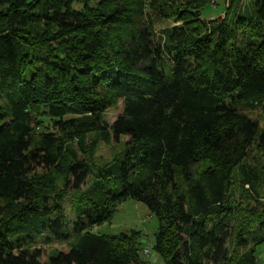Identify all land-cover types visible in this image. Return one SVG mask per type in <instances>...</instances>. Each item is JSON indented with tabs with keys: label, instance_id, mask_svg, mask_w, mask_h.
<instances>
[{
	"label": "trees",
	"instance_id": "obj_1",
	"mask_svg": "<svg viewBox=\"0 0 264 264\" xmlns=\"http://www.w3.org/2000/svg\"><path fill=\"white\" fill-rule=\"evenodd\" d=\"M222 1L0 0V264H149L92 233L129 199L164 264H257L264 0Z\"/></svg>",
	"mask_w": 264,
	"mask_h": 264
},
{
	"label": "rangeland",
	"instance_id": "obj_2",
	"mask_svg": "<svg viewBox=\"0 0 264 264\" xmlns=\"http://www.w3.org/2000/svg\"><path fill=\"white\" fill-rule=\"evenodd\" d=\"M213 7L208 8L204 12L205 19L224 17L225 4L222 0H212ZM121 104L118 107L111 108L106 113V121L112 124L117 115L120 113ZM124 140V139H122ZM115 144V143H113ZM105 145L100 144L97 151V156L104 159H111L113 153L116 152L117 145ZM73 193H70L64 201L63 209L69 213L72 209ZM264 198H261L259 202L253 203L252 209H257L262 212L264 209ZM70 215V214H69ZM73 218V215H70ZM158 221L153 213L142 203L134 200H126L117 206L116 212L112 219L104 223L101 226L94 227L92 233L95 235L113 236L119 234H130L132 232H140L141 234V253L143 257L151 264H164L162 258L154 251V234L157 230ZM46 256L51 255L54 252L67 251V245L52 244L49 247L42 248ZM144 250L149 252V256L144 255ZM258 260L257 264H264V245L259 247L257 252Z\"/></svg>",
	"mask_w": 264,
	"mask_h": 264
},
{
	"label": "built area",
	"instance_id": "obj_3",
	"mask_svg": "<svg viewBox=\"0 0 264 264\" xmlns=\"http://www.w3.org/2000/svg\"><path fill=\"white\" fill-rule=\"evenodd\" d=\"M143 253H144L145 256H147V257L149 256V252L147 250H144ZM149 264H151V263H149Z\"/></svg>",
	"mask_w": 264,
	"mask_h": 264
}]
</instances>
